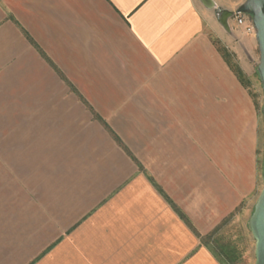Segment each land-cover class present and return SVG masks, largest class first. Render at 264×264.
Instances as JSON below:
<instances>
[{
  "label": "crops",
  "instance_id": "crops-1",
  "mask_svg": "<svg viewBox=\"0 0 264 264\" xmlns=\"http://www.w3.org/2000/svg\"><path fill=\"white\" fill-rule=\"evenodd\" d=\"M229 26L201 0H0V264L227 263L201 237L263 181L226 52L257 42Z\"/></svg>",
  "mask_w": 264,
  "mask_h": 264
},
{
  "label": "rangeland",
  "instance_id": "rangeland-1",
  "mask_svg": "<svg viewBox=\"0 0 264 264\" xmlns=\"http://www.w3.org/2000/svg\"><path fill=\"white\" fill-rule=\"evenodd\" d=\"M222 26V25H221ZM224 28V27H223ZM218 40V39H217ZM223 45V44H222ZM226 50V49H225ZM232 49L226 50L231 52L229 59L235 65V68L241 71L245 84L249 87L252 93L259 111L260 116V171L263 174L264 166V118L262 115V108L264 106V93L262 84L258 75V65L260 62V52L258 45L254 46L252 50L247 52H240L235 55L232 53ZM263 187V181L261 176V184L259 191L257 192L256 200ZM253 213L252 205L246 211L241 210L235 216L231 217L229 221L221 227V229L213 237V241L210 244L213 249L218 253L225 252L231 255V261H227L222 253H219L224 259L226 264H255V240L253 239L248 227V222Z\"/></svg>",
  "mask_w": 264,
  "mask_h": 264
},
{
  "label": "water",
  "instance_id": "water-1",
  "mask_svg": "<svg viewBox=\"0 0 264 264\" xmlns=\"http://www.w3.org/2000/svg\"><path fill=\"white\" fill-rule=\"evenodd\" d=\"M205 7L214 10L219 23L230 30L229 22L235 13L245 14L252 18L256 29L255 39L260 52L258 75L264 93V0H246L236 11H229L217 7L212 0H201ZM264 118V106L262 108ZM248 227L255 240V264H264V166H263V188L254 206L253 213L248 222Z\"/></svg>",
  "mask_w": 264,
  "mask_h": 264
},
{
  "label": "built area",
  "instance_id": "built-area-1",
  "mask_svg": "<svg viewBox=\"0 0 264 264\" xmlns=\"http://www.w3.org/2000/svg\"><path fill=\"white\" fill-rule=\"evenodd\" d=\"M233 19L235 20L236 26L243 29V34L255 37L256 29L251 17L245 14L235 13Z\"/></svg>",
  "mask_w": 264,
  "mask_h": 264
},
{
  "label": "trees",
  "instance_id": "trees-1",
  "mask_svg": "<svg viewBox=\"0 0 264 264\" xmlns=\"http://www.w3.org/2000/svg\"><path fill=\"white\" fill-rule=\"evenodd\" d=\"M236 69V68H235ZM236 73H237V75L239 76V78L241 79V81L243 82V83H245L244 82V78H243V76H242V74H241V71L240 70H238V69H236ZM247 85V84H246ZM116 140H117V142L119 143V145L120 146H122V147H124L123 146V144H122V142L118 139V138H116ZM224 225V223L221 225V226H219L215 231H213L211 234H209V235H207V236H205V237H201V239L203 240V241H207L206 243H212V241L211 240H213V237L215 236V234L221 229V227ZM220 253H222V255L224 256V258L225 259H228L227 261H231V255H229L228 253H225V252H220Z\"/></svg>",
  "mask_w": 264,
  "mask_h": 264
},
{
  "label": "flooded vegetation",
  "instance_id": "flooded-vegetation-1",
  "mask_svg": "<svg viewBox=\"0 0 264 264\" xmlns=\"http://www.w3.org/2000/svg\"><path fill=\"white\" fill-rule=\"evenodd\" d=\"M232 19H233V18H232ZM232 19H231V20H232Z\"/></svg>",
  "mask_w": 264,
  "mask_h": 264
}]
</instances>
